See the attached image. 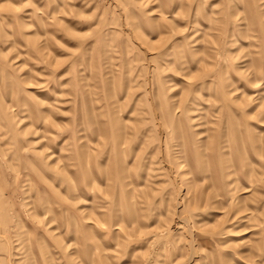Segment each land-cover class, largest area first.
Masks as SVG:
<instances>
[{
	"label": "rangeland",
	"instance_id": "obj_1",
	"mask_svg": "<svg viewBox=\"0 0 264 264\" xmlns=\"http://www.w3.org/2000/svg\"><path fill=\"white\" fill-rule=\"evenodd\" d=\"M0 264H264V0H0Z\"/></svg>",
	"mask_w": 264,
	"mask_h": 264
}]
</instances>
